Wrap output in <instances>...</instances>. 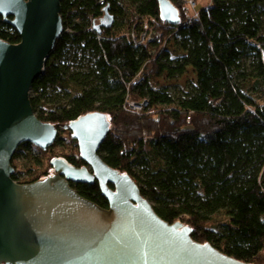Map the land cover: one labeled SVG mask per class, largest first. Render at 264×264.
<instances>
[{
	"label": "trees",
	"instance_id": "1",
	"mask_svg": "<svg viewBox=\"0 0 264 264\" xmlns=\"http://www.w3.org/2000/svg\"><path fill=\"white\" fill-rule=\"evenodd\" d=\"M170 1L178 25L161 20L157 0H61L63 32L30 96L37 118L59 132L46 150L20 145L11 177L21 184L44 179L56 158L85 166L62 125L104 113L109 131L99 156L128 174L163 220L181 219L194 241L264 264V0H211L189 22L187 6ZM106 13L114 22L98 33ZM144 24L154 34L136 45L132 34ZM0 39L20 40L1 15ZM188 67L196 82L181 97L151 87L152 77L177 78ZM143 100L139 113L128 108ZM64 140L69 153L56 152ZM21 153L40 168L28 169L26 179L19 178ZM70 185L108 207L96 181Z\"/></svg>",
	"mask_w": 264,
	"mask_h": 264
},
{
	"label": "water",
	"instance_id": "2",
	"mask_svg": "<svg viewBox=\"0 0 264 264\" xmlns=\"http://www.w3.org/2000/svg\"><path fill=\"white\" fill-rule=\"evenodd\" d=\"M157 1L161 20L178 25L173 3ZM60 10L61 0H0V15L20 37L15 44L0 39V264H250L194 241L181 219L163 220L128 174L101 159L98 150L109 131L104 113L62 125L77 141L85 166L56 158L53 174L44 179H12L18 147L30 143L46 150L59 132L37 118L30 91L63 32ZM113 22L106 13L97 32ZM95 181L107 208L70 185Z\"/></svg>",
	"mask_w": 264,
	"mask_h": 264
},
{
	"label": "rangeland",
	"instance_id": "3",
	"mask_svg": "<svg viewBox=\"0 0 264 264\" xmlns=\"http://www.w3.org/2000/svg\"><path fill=\"white\" fill-rule=\"evenodd\" d=\"M210 1L211 0H196V9L200 11L202 8H205L210 3ZM187 12L189 13V15L191 14V9H189L188 7H187ZM175 50L176 48H174L173 46L171 48L172 53H174ZM195 82H196V74L191 67H188L186 73L177 78L169 79L165 75H161V76H154L150 79L151 87L156 89L166 88L168 89V92L171 94L173 98L181 97V95L183 93H186L190 89L189 87L193 86ZM30 96H31V91H30ZM150 113L154 114L156 112L154 109H152ZM68 136H69L68 133L61 134V137H63L64 139L68 138ZM66 142L67 141L65 140L62 141V143L64 144H61L60 147L56 148V152H59L61 154H64L66 152L69 153L68 144H66ZM33 161H35L33 156L31 157L30 155H24L23 153H21L19 158H17L16 162L21 165L20 169L22 170L21 175H19L20 179L28 178L29 176V172L27 171L28 169H33V170L40 169L36 165H30V163H32ZM50 172L53 173V169L50 170ZM217 219L221 221L222 216L218 215Z\"/></svg>",
	"mask_w": 264,
	"mask_h": 264
},
{
	"label": "built area",
	"instance_id": "4",
	"mask_svg": "<svg viewBox=\"0 0 264 264\" xmlns=\"http://www.w3.org/2000/svg\"><path fill=\"white\" fill-rule=\"evenodd\" d=\"M179 2V4H184L186 5L189 9H191V14L188 18V22L193 19V18H197L199 15V10L196 9V0H177ZM154 32L152 31V29H150V27L147 24L143 25V31L140 32V35H133L132 34V40L136 45L142 44L145 41H147L151 35H153ZM160 34H157L156 36H158ZM147 104V102L145 100H143L141 103L137 104L134 102H129L128 103V108L131 109L132 111L139 113L140 111H142V108ZM189 119V118H188Z\"/></svg>",
	"mask_w": 264,
	"mask_h": 264
}]
</instances>
